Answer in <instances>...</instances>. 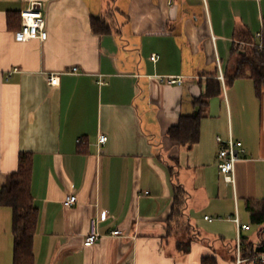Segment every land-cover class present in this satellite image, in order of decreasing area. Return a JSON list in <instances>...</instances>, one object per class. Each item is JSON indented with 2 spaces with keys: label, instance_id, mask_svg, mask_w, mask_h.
Returning a JSON list of instances; mask_svg holds the SVG:
<instances>
[{
  "label": "crops",
  "instance_id": "crops-1",
  "mask_svg": "<svg viewBox=\"0 0 264 264\" xmlns=\"http://www.w3.org/2000/svg\"><path fill=\"white\" fill-rule=\"evenodd\" d=\"M32 3L48 38L17 42ZM263 29L264 0H0V191L30 154L33 264H237L239 244L241 264H264L249 211L264 201V91L234 78ZM204 99L199 142L174 143L169 130ZM218 137L244 144L234 185ZM92 219L101 238L86 247ZM15 245L0 206V264H14Z\"/></svg>",
  "mask_w": 264,
  "mask_h": 264
},
{
  "label": "trees",
  "instance_id": "trees-1",
  "mask_svg": "<svg viewBox=\"0 0 264 264\" xmlns=\"http://www.w3.org/2000/svg\"><path fill=\"white\" fill-rule=\"evenodd\" d=\"M21 20V17H20ZM93 30L98 34L110 32L105 22L93 19ZM22 24L20 25V28ZM19 28V29H20ZM234 78L251 77L256 84L258 96L264 91V51L258 44L239 52ZM201 110L190 117H182L177 126L172 127L168 137L177 144H197L200 139V124L205 117L206 99L200 100ZM205 107V108H204ZM33 161L30 154L19 157L18 170L10 176V185L0 191V206L12 208L14 212V236L16 240L14 264H33V241L38 226V210L32 195ZM252 222L264 225V201L258 206H249ZM188 251V248H186ZM258 255H264V240L258 245ZM203 264H216L214 259H206Z\"/></svg>",
  "mask_w": 264,
  "mask_h": 264
},
{
  "label": "built area",
  "instance_id": "built-area-1",
  "mask_svg": "<svg viewBox=\"0 0 264 264\" xmlns=\"http://www.w3.org/2000/svg\"><path fill=\"white\" fill-rule=\"evenodd\" d=\"M20 17L22 21V27L19 30L13 32V37L17 42H29L35 39L40 41H46L48 38V32L46 28V18L37 3H32V5L20 12ZM257 39L260 41L258 44L259 50L264 51V29L257 34ZM159 57L153 55L151 60L157 62ZM74 72H77V69L74 68ZM160 81L167 85H177L182 86L184 84V79L179 77H167L163 76L159 78ZM50 84L56 86L58 79L56 76L50 77ZM108 141V137L101 136L100 143L105 144ZM218 143L220 144L219 152V170L220 173L224 176L226 182L234 185L235 180V167L236 164L241 161L246 153L243 142L236 141L233 138H230L228 141H223L220 137L217 138ZM77 203L76 196L67 197L64 201V206L72 207ZM208 219V218H206ZM234 222L237 225L238 232L243 230H250V226L241 225L238 217L234 219ZM99 221L97 219H92L91 221V232L85 240V246L90 247L94 245L100 238L101 234L98 231ZM111 236L114 237H123V232L116 230L111 233ZM236 263L241 264L243 262L241 257V246L240 244L237 247L236 251ZM264 258V257H263Z\"/></svg>",
  "mask_w": 264,
  "mask_h": 264
},
{
  "label": "rangeland",
  "instance_id": "rangeland-1",
  "mask_svg": "<svg viewBox=\"0 0 264 264\" xmlns=\"http://www.w3.org/2000/svg\"><path fill=\"white\" fill-rule=\"evenodd\" d=\"M253 229H254V231L256 232L257 230H258V226L257 225H254V227H253ZM264 231V230H263ZM262 231V232H263ZM235 245V244H234Z\"/></svg>",
  "mask_w": 264,
  "mask_h": 264
}]
</instances>
